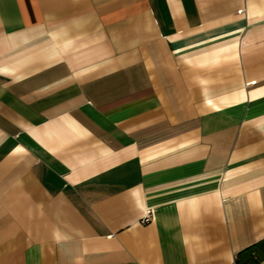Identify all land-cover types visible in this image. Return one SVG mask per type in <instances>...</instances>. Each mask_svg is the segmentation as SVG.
<instances>
[{
  "label": "crops",
  "instance_id": "0c3cea01",
  "mask_svg": "<svg viewBox=\"0 0 264 264\" xmlns=\"http://www.w3.org/2000/svg\"><path fill=\"white\" fill-rule=\"evenodd\" d=\"M263 240L264 0H0V264Z\"/></svg>",
  "mask_w": 264,
  "mask_h": 264
},
{
  "label": "trees",
  "instance_id": "16d2710c",
  "mask_svg": "<svg viewBox=\"0 0 264 264\" xmlns=\"http://www.w3.org/2000/svg\"><path fill=\"white\" fill-rule=\"evenodd\" d=\"M264 261V240L240 253L236 264H259Z\"/></svg>",
  "mask_w": 264,
  "mask_h": 264
},
{
  "label": "built area",
  "instance_id": "2783aa9c",
  "mask_svg": "<svg viewBox=\"0 0 264 264\" xmlns=\"http://www.w3.org/2000/svg\"><path fill=\"white\" fill-rule=\"evenodd\" d=\"M150 219H151V216H149L148 218H146L145 220H144V224H147V223H149L150 222Z\"/></svg>",
  "mask_w": 264,
  "mask_h": 264
}]
</instances>
